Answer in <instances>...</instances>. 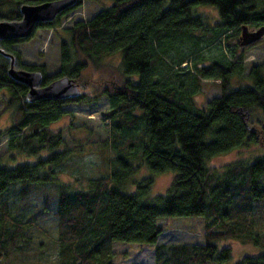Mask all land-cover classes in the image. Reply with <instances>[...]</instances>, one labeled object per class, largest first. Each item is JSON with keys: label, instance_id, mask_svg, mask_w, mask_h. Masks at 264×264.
I'll return each instance as SVG.
<instances>
[{"label": "trees", "instance_id": "16d2710c", "mask_svg": "<svg viewBox=\"0 0 264 264\" xmlns=\"http://www.w3.org/2000/svg\"><path fill=\"white\" fill-rule=\"evenodd\" d=\"M43 1L0 0V21L20 20L23 3ZM75 1L52 21L39 23L34 31L61 26L65 14L86 1L99 0ZM110 1L92 17L66 26L69 36L60 39V68L53 74L42 64L22 62L18 48L12 45L33 38L34 32L20 40H0V91L7 94L5 108L14 111L13 123L3 131L9 137L6 147L36 158L35 162L15 166L0 164V264L11 262L30 238V227L10 213L11 188L19 186L21 199L45 183L55 186L38 212L50 209L54 216L60 245L58 264H112V245L119 241L155 243L156 264H218L231 259L230 248L219 249L215 241L228 237L240 238L262 250L246 254L235 264H264V229L261 233L253 231L252 212L254 201L264 203V154L251 163L231 161L220 169L208 164L211 157L233 148L251 143L264 146V63L251 65L248 84L237 87L232 81L243 76L245 57L241 53L233 51V59L222 57L201 67L194 64L196 79L220 80L221 92L204 108L195 105L179 78L184 70L179 66L202 50L199 44L207 31L212 34L205 42H210L230 31L240 32L243 24L263 26L264 0H170L168 6L165 0ZM202 5L218 9L220 18L214 26L197 14L195 8ZM179 47L190 50L179 56ZM172 52V57L178 58L173 63L177 71L162 77L155 65L170 68L172 63L166 55ZM112 54L120 55L118 65L103 61ZM11 62L20 69L39 70L41 85L70 77L92 94L80 91L66 99L32 101L27 85L9 74ZM102 96L110 105L104 115L110 137L104 144L116 151L109 161L114 169L105 178L92 179L84 190H70L67 183L57 181L55 168L72 151L59 149L64 134L49 124L59 119L63 104ZM41 150L50 153L39 156ZM135 156L141 157L152 174L174 173L169 189L154 200L141 199L151 178L146 185L138 183L133 193L119 185L138 169L132 162ZM237 212L243 218L234 217ZM170 215L206 217L203 244H156L164 231L158 218ZM215 219L222 220L223 230L212 227Z\"/></svg>", "mask_w": 264, "mask_h": 264}, {"label": "rangeland", "instance_id": "374dc122", "mask_svg": "<svg viewBox=\"0 0 264 264\" xmlns=\"http://www.w3.org/2000/svg\"><path fill=\"white\" fill-rule=\"evenodd\" d=\"M110 0H99L96 2L86 1L75 10L65 14L61 19V26L50 28H37L34 31V36L31 39H24L23 41L14 42L13 47L18 48L22 62L30 64H42L46 66L45 71L48 73H55L60 68L59 61V47L60 39H65L69 34L65 32L66 26L73 25L77 19L86 20L96 14L97 10L104 5L110 4ZM170 0H165V5H169ZM197 14L205 17V22L209 26H214L219 22L220 15L216 6L202 5L195 8ZM256 27V26H254ZM198 36H202L201 32L196 31ZM211 31L203 34V41L199 44L202 48L197 51L187 61L182 63L179 67L184 69L179 73L180 80L184 81L183 89L190 93L192 101L195 105L204 108L209 99L217 96L221 89L219 88V79L206 78L198 80L195 78L194 64L199 67L208 65L215 61V59H223L222 57L233 59L231 53L236 51L237 55L241 53L245 57L243 59V76H237L232 81L234 87L242 84H248L249 69L251 65H258L264 63V37L257 41L256 44L241 47L238 44L240 32L235 33L230 31L220 39L205 42V38L211 35ZM167 43V42H166ZM162 43L163 45L166 44ZM196 48V47H195ZM178 55L181 56L186 53L187 48L179 47ZM197 49V48H196ZM174 52V51H173ZM172 52V53H173ZM167 54V59L172 63L168 68L167 64L161 65L156 63V69L163 73L162 77H166V73H175L177 66L173 65L177 57H172L173 54ZM106 63H114L118 65L120 55H109L102 58ZM100 72H96L99 74ZM172 74V75H173ZM169 77V76H168ZM195 78V79H194ZM81 87V86H80ZM80 91L88 95L92 91L88 88L81 87ZM187 93V94H189ZM6 92L0 91V164L15 166L20 163L35 162V155H26L24 152L18 150L7 149L8 138L3 132L12 121V113L14 111L11 107L5 108ZM59 119L51 121L49 127L55 131H62L65 141L61 143L59 149H71L67 159L58 167L56 177L59 183H67L70 190L90 187V181L96 177L105 178L109 171L114 168L110 165V157H113L116 151L108 148L104 144L106 138L110 137V128L107 126V117L105 113L110 108L106 96H102L97 100L90 99L87 102L74 103V101L63 104ZM246 118V116H245ZM137 133L136 130H134ZM128 138V135H124ZM146 139V138H145ZM146 143V141L144 142ZM136 149H141L139 146ZM50 152L41 150L39 156H47ZM264 154V146L259 148L256 144L244 145L239 148H233L228 153H221L218 156H213L208 161V164L221 168L225 164H230L231 161H244L251 163L255 158ZM141 157H136L132 162L138 165V169L133 175H129L127 179L120 182V186L124 191L136 192L138 183L147 184V180L152 179L149 184V189L141 198L143 202L154 200V197L160 193H165L169 189L172 179L175 178L173 171L160 172L152 174L149 168L141 163ZM55 183H45L39 186L37 190L32 192L27 198H19L18 187L11 188L9 202L11 205L10 213L16 216L18 220L30 227V238L26 241L24 249L15 255L14 259L8 264H58L59 241L54 222V216L51 210L47 209L43 212H38L42 207V202L45 196L49 195L53 190ZM40 189L42 191H40ZM44 189V190H43ZM54 205V199L52 200ZM232 205V204H230ZM228 205L229 207H231ZM252 212L255 214L254 218V232H262L264 229V203L254 201ZM241 213H235L234 217L243 218ZM249 217V216H248ZM206 217H191L185 216H160L158 223L163 225L164 231L161 232L156 244L165 243L170 245L176 244H193L202 245L205 238L204 232L206 230ZM222 220L215 219L212 227L218 230H223L221 226ZM219 249L230 248V260L217 261L218 264H235L236 261L242 259L246 254L255 255L262 252L259 246H254L250 242H243L240 238H225L224 240L215 241ZM155 243L150 245L145 243L134 242H115L112 245L114 256H112V264H156L154 251Z\"/></svg>", "mask_w": 264, "mask_h": 264}, {"label": "water", "instance_id": "95a60500", "mask_svg": "<svg viewBox=\"0 0 264 264\" xmlns=\"http://www.w3.org/2000/svg\"><path fill=\"white\" fill-rule=\"evenodd\" d=\"M75 0H44L42 3L27 4L23 3L20 12L23 15L20 20H2L0 21V40L8 39H24L31 37L34 28L41 22L46 20L52 21L55 16L62 13L67 7L75 4ZM248 24H243L240 28V46H246L256 43L264 37V25L258 26L256 30H250ZM9 74L12 78L27 85V96L32 101L38 99H58L69 98V96H77L80 92V86L70 77H59L51 80L46 85H41L42 74L39 70L31 71L20 69L10 64Z\"/></svg>", "mask_w": 264, "mask_h": 264}, {"label": "flooded vegetation", "instance_id": "af4514ba", "mask_svg": "<svg viewBox=\"0 0 264 264\" xmlns=\"http://www.w3.org/2000/svg\"><path fill=\"white\" fill-rule=\"evenodd\" d=\"M249 25V24H248ZM258 26H261V24L260 25H258ZM258 26H256V27H251L250 25H249V29L250 30H256V28L258 27ZM260 40H262V38L260 39ZM259 41V40H258ZM257 43V42H256ZM256 43H253V44H256ZM238 44H239V40H238ZM253 44H249V45H246V46H250V45H253ZM239 46H240V44H239ZM245 46V47H246ZM241 47H243L244 48V46H241Z\"/></svg>", "mask_w": 264, "mask_h": 264}]
</instances>
